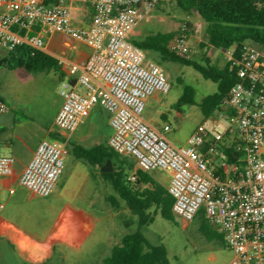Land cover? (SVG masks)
<instances>
[{"label": "built area", "instance_id": "built-area-1", "mask_svg": "<svg viewBox=\"0 0 264 264\" xmlns=\"http://www.w3.org/2000/svg\"><path fill=\"white\" fill-rule=\"evenodd\" d=\"M177 1L0 0V46L8 52L24 45L43 50L44 31L90 46L92 52L83 67L59 59L65 75L76 76V83L85 91L66 82L60 91L56 127L70 136L95 106L102 107L109 114L112 132L108 145L115 153L134 157L145 172H171L168 191L176 216L190 222L203 209L232 252L229 264H264V52L245 44L239 59L233 51L229 55V61L238 67V82L221 102L226 130L204 122L184 146L177 147L143 117L148 100L155 94H168L172 84L161 65L147 60L146 52L132 42L133 34L154 9ZM87 2L94 8L91 22L78 26L73 21L74 6ZM202 43L206 44L203 48L208 47L186 21L168 48L191 59ZM7 111V103L0 98V115ZM169 129L165 125L164 130ZM230 129L239 132L243 143L236 150L244 154L236 162L222 160L217 169L211 157ZM67 153V140H42L19 184L36 196L49 197L64 172ZM15 162L14 157L0 156V214L6 206L4 180L13 176ZM128 179L135 183L137 176Z\"/></svg>", "mask_w": 264, "mask_h": 264}, {"label": "crops", "instance_id": "crops-1", "mask_svg": "<svg viewBox=\"0 0 264 264\" xmlns=\"http://www.w3.org/2000/svg\"><path fill=\"white\" fill-rule=\"evenodd\" d=\"M93 13L94 8L90 2L76 4L74 6L73 21L78 26H87L91 22ZM139 33L137 29L133 36L139 35ZM43 35L45 40L44 52L57 59L76 63L80 67L84 66L92 52L90 46L61 33L44 31ZM228 51L230 55L233 50ZM18 70L22 71L23 69ZM23 71L27 74L56 73L55 71L38 73ZM57 75L61 81L67 80L70 83L73 80L76 81V76L66 75L61 79L60 74L57 73ZM15 79H17L15 75L8 78L9 82ZM21 79L22 77L17 80L21 81ZM74 88L80 92L85 91L78 83L74 84ZM0 95L8 105V111L0 115V147L11 148L16 158L13 176L4 180L3 196L5 197L3 199L6 206L0 214V264L56 263V257L64 259L69 253H81L87 245L89 246L85 252L86 260L93 264H103V259L109 256L112 246L118 243L106 244L107 242L99 237L94 243L89 244L96 233L98 223L94 208L97 206L98 200L102 198L103 192L107 193L111 181L104 174L110 171H104L103 169L106 166H113L114 169L123 168L127 177L137 176L139 185H144L145 182L153 180L167 189L171 172L166 170L145 172L138 166L136 159L132 156L123 158V162L92 163L78 158L73 152V148L76 146L90 148L102 143L108 144L112 132L109 114L100 106H95L76 132L67 136L55 125V117L62 104L60 95L53 113L47 119L37 118L29 121H22L18 113L9 105V101L15 102L14 97L9 96L6 92H2ZM162 96V94H155L148 100L146 108L157 106ZM93 113H95V116H93L95 121L90 123ZM143 117L151 127L165 135L164 127L168 124L160 123L154 116ZM161 119L167 120L165 115H162ZM204 122L215 124L225 130L228 127V123L220 111L215 112L208 118L203 116L199 124ZM44 139L67 140L68 148L71 147L72 150L69 153H73L78 161L65 162L64 172L57 187L46 198L32 194L19 184L23 169L33 156L38 144ZM240 143H243V141L237 130L225 131L222 140L219 142L217 153L211 157L214 166L219 169L220 162L224 159L231 162L227 157V153L234 152ZM239 159L241 157L236 161H239ZM239 163L242 164V162ZM141 174L142 176H140ZM10 189L15 190L13 194L9 193ZM20 191H24V196L19 194ZM77 198L83 200L85 205L74 203ZM108 198L109 196H107ZM33 200H39L35 207L37 221L34 224H24L23 222L26 221L24 218V205L32 207L31 202ZM127 213H129L128 210ZM183 227L185 226L183 225ZM206 240L213 243L214 247H226L225 242L222 240L216 238H206ZM231 259L232 253L227 257L225 264H229Z\"/></svg>", "mask_w": 264, "mask_h": 264}, {"label": "rangeland", "instance_id": "rangeland-1", "mask_svg": "<svg viewBox=\"0 0 264 264\" xmlns=\"http://www.w3.org/2000/svg\"><path fill=\"white\" fill-rule=\"evenodd\" d=\"M186 21H189L197 30L198 40L204 41L207 37L204 20L196 12H185L177 3H166L154 9L137 28L140 32L139 35H134L132 39L142 40L152 34L177 32L180 25ZM8 54V51L0 46V59L7 57ZM228 58V50L221 52L210 46L202 48L201 45H197L191 60L206 64V59H208L211 64L223 67L229 61ZM146 59L161 65L172 88L168 94L161 97L157 106L147 107L144 116H154L160 123L168 124L170 129L165 131L166 138L177 147L184 146L191 133L203 119V113L198 103L208 94L216 92L217 84L205 79L192 66L179 62L162 61L159 54L155 52H146ZM6 66V64L0 66V93L6 92L16 99L13 103L9 101L12 109L18 113L22 121L37 118L47 119L53 113L60 91L65 87L67 80H59L57 73L54 72L27 74L23 70L10 69ZM12 75L17 76V79L22 77L21 81L15 79L9 82L8 78ZM178 79H182L184 84H180ZM184 85H190L195 89L196 104L180 102ZM0 96L2 97V95ZM162 115H165L167 120L161 119ZM93 116L95 113L92 114L90 123L95 121ZM87 126L86 128H88ZM71 151V147L68 148L65 162H78L73 153H69ZM0 156L15 158L11 148L0 147ZM111 169L113 170L114 167L111 166ZM19 194L24 196V191H20ZM111 195L117 197L109 184L107 193L103 192L102 198L98 200L97 206L94 208L98 223L96 233L89 244L94 243L99 237H102L107 242L106 244H114L119 242L126 232L130 231L124 227L121 219V217L129 216L124 202L119 200L120 207L115 208L107 199V196ZM38 203L39 200H33L32 207L24 205L26 220L23 222L24 224L36 223L35 207ZM74 203L85 205V202L80 198H77ZM176 218L174 223L158 214L152 224L143 228V232L150 242H160L167 247L168 258L172 264H225L227 257L232 253L227 246V248L214 247L213 243L206 240V237L199 231V222L196 219L188 222L178 216ZM88 246L81 253H69L64 259L56 257V263L49 262L47 264H93L86 260L85 252Z\"/></svg>", "mask_w": 264, "mask_h": 264}, {"label": "trees", "instance_id": "trees-1", "mask_svg": "<svg viewBox=\"0 0 264 264\" xmlns=\"http://www.w3.org/2000/svg\"><path fill=\"white\" fill-rule=\"evenodd\" d=\"M52 1L54 0H47ZM176 3L185 12H196L204 20L207 32L205 41L208 46L233 50L236 59L240 58L245 44L264 52V0H179ZM175 34L176 32L157 33L142 40L132 39V42L145 52L159 54L162 61L192 66L205 79L217 84V91L208 94L198 103L203 116L208 118L220 111L223 97L238 82V67L231 61L219 67L211 64L208 59L206 64H201L177 56L168 48V43ZM205 45L201 44V47ZM8 53L7 57L0 59V66L6 64L10 69H23L31 73L55 71L60 74L61 79L66 76L61 70L59 59L43 50L24 45ZM178 82L184 84L182 79H178ZM194 97L195 89L190 85H184L180 102L196 104ZM73 152L78 158L92 163L123 162V158H126L115 153L105 143L90 148L76 146ZM243 154V151L235 148L234 152L227 153V157L231 162H236ZM104 174L110 178V184L117 195L109 196V201L115 208L120 207L119 200L123 201L129 212L127 218L121 219L124 227L130 231L112 246L109 256L103 259V264H172L168 258L167 247L160 242H150L143 232V228L152 224L158 214L166 220L176 222V215L173 212L174 199L168 189L153 180L145 182L144 185H139L138 181L130 184L123 168L113 169ZM195 219L199 222L200 232L207 239L216 238L224 242L223 237L207 220L203 209Z\"/></svg>", "mask_w": 264, "mask_h": 264}, {"label": "water", "instance_id": "water-1", "mask_svg": "<svg viewBox=\"0 0 264 264\" xmlns=\"http://www.w3.org/2000/svg\"><path fill=\"white\" fill-rule=\"evenodd\" d=\"M75 83H76V81L73 80V81L71 82V85L74 86ZM103 170H104V171H111V167H110V166H106V168H104Z\"/></svg>", "mask_w": 264, "mask_h": 264}]
</instances>
